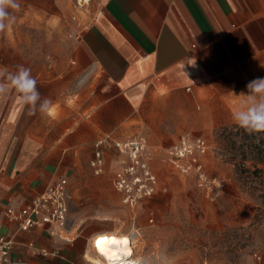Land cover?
Returning <instances> with one entry per match:
<instances>
[{
    "label": "crops",
    "instance_id": "0c3cea01",
    "mask_svg": "<svg viewBox=\"0 0 264 264\" xmlns=\"http://www.w3.org/2000/svg\"><path fill=\"white\" fill-rule=\"evenodd\" d=\"M94 2L66 67L38 88L56 103L55 115L30 114L15 92L0 98V235L18 226L4 217L7 207L26 206L59 175L84 176L81 152L94 157L98 139L110 137L102 147L106 171L112 139L195 134L194 117L234 121L248 82L264 77V0ZM70 88L80 96L77 107L67 103ZM93 233L67 240L35 226L19 232L11 259L49 264L52 257L40 252L46 248L85 264Z\"/></svg>",
    "mask_w": 264,
    "mask_h": 264
},
{
    "label": "rangeland",
    "instance_id": "374dc122",
    "mask_svg": "<svg viewBox=\"0 0 264 264\" xmlns=\"http://www.w3.org/2000/svg\"><path fill=\"white\" fill-rule=\"evenodd\" d=\"M19 3L15 23L0 31V70L15 71L23 65L31 70L39 88L41 81L53 78L66 67L77 34L95 11V2ZM74 91L69 89L67 103L77 107L80 96ZM53 107L56 112L55 102ZM194 124L201 126L190 129L205 136L209 143L207 170L212 177L219 178L218 186L209 190L200 187L193 175L183 174L167 161L166 148L181 133L159 141L153 140L157 135L141 133L148 141L158 190L153 197L134 206L126 205L113 185L114 172L124 165L127 155L115 147L110 149L106 171L95 174L90 164L93 151L81 152L79 173L84 176L69 177L70 203L67 227L62 230L64 239L90 232H94L91 238L109 231L129 232L134 233L135 255L146 264H264V161L256 163L249 155L244 157L243 152L248 151L254 139L236 127L234 121L216 125L212 118L194 117ZM254 135L264 159V133ZM257 167L263 171H255ZM47 256L52 257L49 264L62 260L59 254ZM84 259L83 263L94 264L86 254Z\"/></svg>",
    "mask_w": 264,
    "mask_h": 264
},
{
    "label": "built area",
    "instance_id": "2783aa9c",
    "mask_svg": "<svg viewBox=\"0 0 264 264\" xmlns=\"http://www.w3.org/2000/svg\"><path fill=\"white\" fill-rule=\"evenodd\" d=\"M110 137H103L95 142L94 157L90 164L95 174L105 171L103 145ZM113 147L127 155L124 165L113 175V185L122 194L126 205L134 206L143 200L153 197L158 190V176L150 163L149 146L144 135H135L128 139L111 140ZM209 143L205 136L184 133L172 145L166 148V158L171 165L183 174L193 175L200 187L211 189L218 186V177H212L206 164ZM69 179L59 176L51 180L46 188L35 195L24 207L9 206L4 217L17 222L18 226L12 233L0 235V264H14L11 251L17 244L20 231L35 226H44L53 237L64 239L62 230L67 227L69 215ZM32 246L33 243H30ZM43 255L58 256V250L41 248Z\"/></svg>",
    "mask_w": 264,
    "mask_h": 264
},
{
    "label": "clouds",
    "instance_id": "9594fccd",
    "mask_svg": "<svg viewBox=\"0 0 264 264\" xmlns=\"http://www.w3.org/2000/svg\"><path fill=\"white\" fill-rule=\"evenodd\" d=\"M20 10L19 0H0V31H5L15 23L14 13ZM87 83V77L80 79L78 87ZM247 94L244 105L232 113L235 124L249 134L264 133V77H258L246 85ZM17 94L19 102L27 106L30 114L39 112L43 116H54L52 102L41 97L37 80L31 70L18 65L15 71L0 70V98L10 92ZM117 264H146L143 258L121 259Z\"/></svg>",
    "mask_w": 264,
    "mask_h": 264
},
{
    "label": "bare ground",
    "instance_id": "6f19581e",
    "mask_svg": "<svg viewBox=\"0 0 264 264\" xmlns=\"http://www.w3.org/2000/svg\"><path fill=\"white\" fill-rule=\"evenodd\" d=\"M93 238V247L87 251L86 258L94 264H117L121 259L139 258L135 255L134 233L109 231Z\"/></svg>",
    "mask_w": 264,
    "mask_h": 264
},
{
    "label": "trees",
    "instance_id": "16d2710c",
    "mask_svg": "<svg viewBox=\"0 0 264 264\" xmlns=\"http://www.w3.org/2000/svg\"><path fill=\"white\" fill-rule=\"evenodd\" d=\"M236 127H238V126H236ZM239 129H241V128H239ZM248 137L251 139H254V140L249 143L250 147H249L248 151H245V150L243 151L244 157L247 158L249 155L250 158L254 160V162H256V163L263 162L264 159L260 156L261 149H260L258 143H255L257 137L254 134H250V135H248ZM255 171H263V169L257 167Z\"/></svg>",
    "mask_w": 264,
    "mask_h": 264
}]
</instances>
